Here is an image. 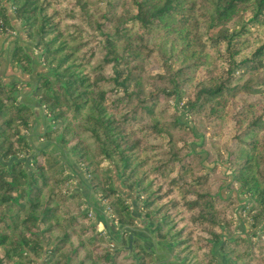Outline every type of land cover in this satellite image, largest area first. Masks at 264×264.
I'll return each instance as SVG.
<instances>
[{
	"label": "trees",
	"instance_id": "trees-1",
	"mask_svg": "<svg viewBox=\"0 0 264 264\" xmlns=\"http://www.w3.org/2000/svg\"><path fill=\"white\" fill-rule=\"evenodd\" d=\"M262 24L264 0H0V264L113 258L89 213L74 214L80 193L60 159L14 158L39 142L43 109L40 134L72 142L113 219L134 223L120 187L136 190L148 214L177 222L188 264H219L234 212L209 187L224 168L261 233L220 250L228 264H264ZM206 127L217 149L214 137L189 142Z\"/></svg>",
	"mask_w": 264,
	"mask_h": 264
},
{
	"label": "water",
	"instance_id": "water-1",
	"mask_svg": "<svg viewBox=\"0 0 264 264\" xmlns=\"http://www.w3.org/2000/svg\"><path fill=\"white\" fill-rule=\"evenodd\" d=\"M11 10V9H10ZM18 22V21H17ZM16 22V23H17ZM21 25V24H20ZM34 102H32L33 104ZM35 104V103H34ZM34 106H38L35 104ZM42 120H43V130L38 131L35 133L43 132L45 133L46 130L49 129L50 126L47 125L48 121L46 118V112L43 109L42 113ZM37 125V121L34 120L33 127L35 128ZM48 126V127H47ZM34 146L38 147L39 149H46L47 151L53 152L56 157H58L62 165L65 166L69 171V176L74 177L77 179V190H83L85 193V204L86 207L84 211L89 209L93 210L96 214L95 216V223L99 224V230H106V232L110 235L112 239H118L122 232L129 233V245L124 246L132 247L133 245V237L137 235L141 238L144 247L154 253L156 264H183L182 260L175 258L173 247L174 242L170 241L168 238H161L158 236V231L162 226V220L159 218H154L149 216L146 211L142 209V203L138 200V198H133L132 194L128 195V192H123V196L125 198H130V206L131 208V215L134 218L140 219L139 224H120L117 225L116 221L112 218L111 214L106 209V204L102 201L101 197L93 191L89 178L87 177L85 170H83L81 164L74 158L70 151V147L62 143L59 139L54 140H43L40 143H34ZM36 148V149H38ZM38 151V150H36ZM35 154L32 153L30 155H24L21 157L14 156L15 159L24 160L27 163V166L30 165V161L34 158ZM133 193V192H132ZM241 215V225L245 227L247 218ZM239 228V227H238ZM240 229V228H239ZM241 232V230H240ZM255 230L253 231V233ZM239 232H235L234 234H229L228 232L223 234V237L220 241H216L213 246L214 253L219 258L220 264H228V260L226 255L220 250V245L224 241L225 238H233L238 235ZM247 233V232H246ZM245 235V234H243Z\"/></svg>",
	"mask_w": 264,
	"mask_h": 264
},
{
	"label": "rangeland",
	"instance_id": "rangeland-1",
	"mask_svg": "<svg viewBox=\"0 0 264 264\" xmlns=\"http://www.w3.org/2000/svg\"><path fill=\"white\" fill-rule=\"evenodd\" d=\"M105 0H101V2H104ZM248 14V13H247ZM21 23L18 21L16 24H14V29L16 30V31H19L20 29H21V25H20ZM257 29H259V31L260 32H262L263 33V31H264V24H262V25H260ZM16 31H14V32H16ZM3 40L2 41H4V39H6V37L5 38H2ZM6 41V40H5ZM0 45H1V43H0ZM154 66V65H153ZM16 74H18V76H19V71H16ZM26 75L25 76H27V75H30V73H25ZM25 79H27V77L25 78ZM24 79V80H25ZM20 86H22V85H20ZM26 86V85H25ZM24 89V88H23ZM33 96L34 97H37L38 95L37 94H35V93H33ZM53 126H51V128H52ZM37 129L39 130V131H42L43 130V124H42V126L41 127H37ZM40 133H43V132H40ZM40 133H38L40 136H39V141H40V143L41 142H43V140H47L46 139V136L44 135V134H40ZM38 134H36L35 136H37L38 137ZM230 135V133H224V136L223 137H221L222 139H224V137L226 136V135ZM210 137H214V138H212L213 140H215L216 142H215V144H216V146H215V149H217L219 146V144H220V142L218 141V140H216V138H220V137H218V136H214L213 135V133H212V131L209 129V127H206V131L205 132H202L201 130H199V131H197V133H196V136L194 137L193 135H190L189 136V142H194L193 143V145L196 147V148H198V149H206V148H209L210 147ZM31 142H33L32 143V146H30L29 145V149H27V150H24L23 151V153L21 154V156H26V155H30V154H32V153H34L36 156L38 155V154H40L41 153V151H36V150H43V149H39L38 147H36V146H34V140H31ZM72 143V142H71ZM71 143L69 142V143H67V145L70 147L71 146ZM200 144V145H199ZM218 146V147H217ZM36 148H38V149H36ZM211 150H214V147L211 149ZM71 151V150H70ZM51 153H53V152H51ZM54 154V153H53ZM73 155V154H72ZM21 156H19V157H21ZM36 156H34V158L36 157ZM74 156V155H73ZM204 156V155H203ZM33 158V159H34ZM58 158V157H57ZM74 158L76 159V157L74 156ZM205 158H206V160H207V162H206V164L209 166L210 164L211 165H213L215 162H220L221 161V159H216L217 158V155L216 154H213V155H211V156H207V153H205ZM77 160V159H76ZM61 161V160H60ZM78 161V160H77ZM199 161H201L202 162V157L200 156V159H199ZM224 162V161H223ZM223 162H221V163H219V166L220 167H222V165H223ZM80 163V162H79ZM61 164H62V162H61ZM81 164V163H80ZM63 166V165H62ZM81 166H82V168H83V170H85V173H86V175H87V177L89 178V181H90V183H91V186H92V188H93V191H95V189H94V187H93V185H92V182H91V177H90V174L88 173V171L86 170V168L81 164ZM64 168H66L65 166H63ZM67 169V168H66ZM201 169L203 170V171H205L204 170V168L201 166ZM68 170V169H67ZM67 175L69 176V171L67 172ZM119 176V175H118ZM118 176H115L114 177V184L116 185V186H118L119 187V185L122 183V181H121V178H118ZM215 176H219L218 178H219V181L218 182H216V184L215 185H213V186H211V187H209V188H211V190L213 191V192H215L216 193V195H220V197L221 198H226L225 200H227V201H231V203H232V208H233V212H234V221H233V224L229 227H225V230L223 229V232H222V237H223V234L224 233H226V232H228L230 235L231 234H234L235 232H239L238 233V235L237 236H235V237H233V239L234 238H238V237H251V239H253V238H258L259 236H260V233L261 232H259L257 235H252L253 234V231L255 230H257V227L256 226H253L252 225V223H253V219H252V217L250 216V214H249V212H248V210H244V208H242L243 206H244V202L241 200V197L242 196H244V198L248 201V199H249V197L247 196V195H239L238 194V188L237 187H235L234 185H233V181H231V182H229V183H227L228 181H229V175H228V173H226V171L224 170V168L222 169V171L220 170ZM70 189L72 190V191H77V192H79L80 193V197H81V199H80V202H81V206L79 207V209H75L74 210V214H80V213H83V212H88L89 213V215H90V218H91V221L96 225V227H95V229L94 230H92V231H90L91 232V234H101L103 237V239H101V240H103L104 242L107 240L108 242H110V239L108 240L107 238H106V235L104 234V229L103 230H99V226L98 225H100V223L99 224H97V223H95V216H96V214H95V212L93 211V210H91V209H89V210H87V211H84V208L86 207V204H85V202H84V200H85V193H84V191L83 190H77L76 189V187L77 186H79V185H77V179L76 178H74V177H71L70 176ZM120 189H122L123 190V192H128L129 194L128 195H130V194H132V197L133 198H138V200L142 203V209L144 210V211H146L145 209H144V204H143V201L142 200H140V198L138 197V195H137V191L136 190H132V189H130L128 186L126 187L125 185H122V188L120 187ZM221 190L222 191H224V192H226L228 195L227 196H224V195H222L220 192H221ZM96 192V191H95ZM133 192V193H132ZM175 192H177V191H175ZM96 194H98L97 192H96ZM124 195V194H123ZM98 196H100L101 197V199H102V201L104 202V204H106V202L103 200V198H102V195H101V193H99L98 194ZM243 198V197H242ZM126 201L128 202V204L130 203V198H126ZM129 207H130V209L132 208L131 206H130V204H129ZM106 209H107V211H108V208L106 207ZM109 212V211H108ZM109 214H110V212H109ZM240 214H242V216H244V217H246L247 218V221L248 222H246V225H245V227L243 226V225H241L242 223H241V215ZM149 216H152V217H154V218H159L160 220H162V218H161V216H159V215H155V214H149ZM113 218V217H112ZM114 221H116V220H114ZM134 224H139V222H140V219H138V218H135V220H134ZM117 225H120V223H116ZM177 224V222H175L174 220L171 222V223H169V221H167V224H165V222L162 220V226H161V228L159 229V231H158V236L159 237H161V238H168V239H170V241H172V242H174V247H173V251H174V255H175V258H178V259H180V260H182V262H183V264H188V263H186V261L184 260V258H182L179 254H178V252H179V250H178V248H179V246H178V239H177V235H173V234H175L176 232H177V227L176 226H178V225H176ZM183 223H182V221L180 222V225H182ZM185 224V223H184ZM240 229H239V228ZM172 228V229H171ZM240 230H241V232H240ZM247 232V233H246ZM162 233H163V235H162ZM243 234H245V235H243ZM246 237V238H247ZM228 238V237H227ZM227 238H225L224 239V241L225 240H227ZM100 239V238H99ZM114 242H116V241H114ZM117 243V244H116ZM116 243H114V244H112V243H107V244H103L102 245V247H105V248H107V249H110L113 253V258L115 257V256H118L119 258H112L111 257V264H131V263H135V261H137V258L136 257H134V256H132L131 254H129V252H128V249L127 248H125L124 246H126V242L125 243H123V244H121V246H120V244L118 243V242H116ZM143 243V242H142ZM183 246V245H182ZM214 252V251H213ZM97 253V252H96ZM215 254V253H214ZM216 255V254H215ZM217 256V255H216ZM96 258H97V260H98V256H96ZM217 258H218V256H217ZM218 261H219V258H218ZM93 262H95V259H93L92 258V261H90L89 262V264H92ZM98 262V264H102V262H100V261H97ZM219 263V262H218ZM54 264V263H53ZM141 264H153L152 262H151V259L147 262H142ZM220 264V263H219Z\"/></svg>",
	"mask_w": 264,
	"mask_h": 264
},
{
	"label": "flooded vegetation",
	"instance_id": "flooded-vegetation-1",
	"mask_svg": "<svg viewBox=\"0 0 264 264\" xmlns=\"http://www.w3.org/2000/svg\"><path fill=\"white\" fill-rule=\"evenodd\" d=\"M134 220H135V218H134ZM116 222L119 223L118 221H116ZM134 223H128V224H134ZM120 224H122V223H120ZM104 234L106 235V238L108 240L110 239V241H112V244L118 242L120 244V246H121V244L126 242L127 243L126 246H128L129 243H130L129 242V233L128 232H122L121 235L116 240L112 239L110 237V235L106 232V230L104 231ZM114 241H116V242H114ZM127 249H128L129 254H131L132 256L137 258V261H135V263H131V264H141L142 262L145 263L146 261L148 262L150 259H151V262L153 264H156L154 253L148 251L144 247V245H143V243L141 241V238L138 237L137 235H135L133 237V245H132V247H130V248L128 247Z\"/></svg>",
	"mask_w": 264,
	"mask_h": 264
}]
</instances>
